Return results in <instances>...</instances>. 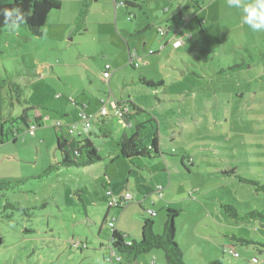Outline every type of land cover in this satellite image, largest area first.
I'll return each mask as SVG.
<instances>
[{
  "label": "rangeland",
  "instance_id": "obj_1",
  "mask_svg": "<svg viewBox=\"0 0 264 264\" xmlns=\"http://www.w3.org/2000/svg\"><path fill=\"white\" fill-rule=\"evenodd\" d=\"M80 2L86 4V15L77 21ZM61 4L48 14L39 36L21 25L0 31V180L29 178L20 189L0 196V264H165L161 249L135 258L118 253L121 263L114 256L110 260L111 230L105 226L98 233V228L103 218L117 216V229L138 240L148 217L155 234H161L166 208L179 211L174 241L185 264L212 259L264 264V194L250 183L264 185V32L253 33L237 9L234 18L227 0H211L208 12L198 16L204 20L201 33L192 16L198 9L190 3V38L178 49L171 44L160 49L144 40L146 33H137L148 20L139 11L129 21L114 0ZM150 33L157 35L154 26ZM127 42L142 55L136 69L127 63ZM149 48L155 54L148 56ZM105 63L112 65L109 86L99 78ZM138 75L154 86L138 82ZM12 82L42 115L33 135L21 123L9 122L22 107L10 91ZM110 92L118 99L130 95L156 118L162 155L114 158L113 139L128 128L107 104L112 136L92 138L102 160L38 178L59 158L54 123L70 124L78 116L71 98L84 102L94 120L101 97ZM147 112L136 119H149ZM90 130L97 133L95 123ZM128 178L134 186L129 203L107 210L104 183L116 195ZM6 202L27 211L8 209L12 213L6 218L1 214ZM227 204L241 216L253 211L263 216L234 219L221 208ZM239 237L251 243L241 244ZM229 247L239 256L223 252Z\"/></svg>",
  "mask_w": 264,
  "mask_h": 264
},
{
  "label": "trees",
  "instance_id": "obj_2",
  "mask_svg": "<svg viewBox=\"0 0 264 264\" xmlns=\"http://www.w3.org/2000/svg\"><path fill=\"white\" fill-rule=\"evenodd\" d=\"M133 1L134 0H132L131 2L124 1V3L125 5H134ZM192 1L194 3H197V0ZM61 5V0H0V31L11 29L12 20L15 19V16H13L6 21L4 12L6 10L18 8L23 14L24 20L23 22H17L16 26H24L29 34L39 36L42 33V27L46 23L48 14L51 11L60 9ZM85 10L86 4L83 3L81 6V10L77 14V21H79V18H82V20L83 18H85ZM128 64L133 69H136L131 63ZM138 81L141 84L146 85L147 87L154 86L152 84V81L147 80L146 78H141V76H138ZM159 84H161V82H159ZM10 91L13 93V96L16 97V101L22 105L21 112L17 115V117H10L11 119L9 118L10 124H13V122H15L16 125L21 123L27 129L29 128V123L31 122L36 126H40L41 117L34 114V109H36L34 105L30 104L27 99L21 98L22 88L18 84L12 82L10 83ZM129 106L136 112L142 110L134 103H130ZM128 118L129 117L126 116L123 118V120L127 121ZM4 123L5 121L1 122L2 135L4 134ZM141 127L143 126H137L132 135L127 136L123 134L115 140V143L118 147L117 156L130 160L133 157H144L151 159L158 158L162 155L159 147V137L156 129L150 134L143 136L140 132ZM53 130L56 138L55 149L59 154V158L55 163L49 164L47 168L43 170L42 174L38 176V178L48 176L50 173L57 172L60 169L84 168L102 160L97 152V149L94 147L90 139H79L75 136H72L67 132L66 129H63V126H53ZM16 131H19V127L16 128ZM105 131H108V127L104 128L102 134H104ZM187 160L190 161L189 157H187ZM187 172L189 171L187 170ZM238 176L240 179H242L240 175H237V177ZM28 179L29 178L0 180V196L5 195L8 191L20 189L21 186L28 181ZM250 183L256 185V189L264 194V185L259 184V182H257L256 180H250ZM106 191L109 192L105 193L109 197L110 201L112 197L118 198L115 205L109 203V205L107 206V210L111 207L122 209L129 203V201L122 200L120 196L125 192L130 191L124 190L121 194L116 195L112 194L109 188H107ZM79 200L82 202L80 198ZM221 208L227 216L233 217L234 219H248L250 217H255L258 215L263 216L262 213H259L257 211H253L248 213V215L241 216L238 214L235 207L230 204L221 205ZM8 209H11V211L22 209V211L24 212L27 211V208H23L21 206H16L10 202H6L2 206L1 210V214L6 218H10L12 213L7 212ZM178 212V210L166 208V217L161 234H155V232L153 231L152 220L148 217H145L140 225V238L138 240H129L127 239V234H124L122 231H119L117 229V216H112L108 220L103 218L99 225L98 233H100L105 226L111 230L106 248L110 251V253L113 252L112 256L120 258V263L121 257L118 256V253H126L127 257L133 255V257L135 258L136 256L147 253L153 249H161L164 253L165 264H185L182 258V250L174 241V219L178 215ZM112 219H114L113 227L110 228L108 222H110ZM239 240L241 241V244L251 243V240H247L244 237H239ZM223 252L229 253L227 249H225ZM110 260H112V258H110ZM209 264L223 263L220 259H212L210 260Z\"/></svg>",
  "mask_w": 264,
  "mask_h": 264
},
{
  "label": "crops",
  "instance_id": "obj_3",
  "mask_svg": "<svg viewBox=\"0 0 264 264\" xmlns=\"http://www.w3.org/2000/svg\"><path fill=\"white\" fill-rule=\"evenodd\" d=\"M121 1L131 2L132 0H114V3L117 4V6L122 7L126 10L127 16L132 15V17H133L134 14L136 13V11H139V12L145 14V17H147L148 20H146V22H144L142 25H140L138 27L137 33L140 32V35L142 33L143 34L146 33L148 36L144 35V40L151 41L153 44H158L161 47L160 49L164 48L166 44H171L173 46V42H175L176 40H180V45L178 47L173 46L174 48L178 49V48H180L186 44V42L188 41L187 37L190 38V35H188L189 30H190V27H189L190 19H188L186 17L188 14H192V11H194L190 3H193L198 9V11H196V10L194 11L192 16H194V18L197 19L199 27L201 29V33L204 31V29L201 28L200 23H204V20H202L200 22V20L198 19V16H200V12H202L204 10H207V12H208L209 8L211 7V5H210L211 0H197V3H194L192 0H149V2H147L146 0H134L133 1L134 5H125V3L120 4ZM80 4L82 6L83 3L80 2ZM153 6H154V8H153ZM165 8H167V9L165 10ZM80 9H81V7H80ZM80 9H78L77 13L79 12ZM148 11H150V12L148 13ZM232 12H229L228 14H230ZM237 14H238V12H236L234 9V12H233V15L235 16L234 18H236ZM131 20H132V18H131ZM131 20H129V21H131ZM218 21H219V18L215 20V22H217V23H218ZM153 26L155 27L157 35H155V33L153 35L150 33L151 28ZM158 28H162L164 30V33L160 34L158 32ZM125 40L128 41L129 39H125ZM129 41H131V40H129ZM145 44H146V41H143L142 45L145 46ZM150 50H152V49L149 48V51ZM149 51H148V53H149ZM130 53H135L138 56L139 60H142L141 59L142 55L137 54L133 49L131 50V48L129 47L128 42H127V51L125 52V55L127 57V63H129ZM153 54H155L154 50L152 51V54L149 53L148 56H151ZM145 63L147 65L150 64L148 61H146ZM105 64H110V66L112 68L111 63H105ZM104 65L102 66V71L104 70ZM138 76H141L142 78H146L147 80L151 81V79H148L147 77H145L143 75H138ZM138 76H137V79H138ZM111 77H112V72H110V77L108 78V81L103 80L101 73H100L99 78L104 83H106L107 86H109ZM161 84H163V83L161 82ZM71 100L73 102H75L76 106L79 107L78 116L76 118L77 121L75 120V122H78L80 120V118H78L80 113L91 114V113H88L85 111V107H87V105H84V102H82L80 99L71 98ZM120 101H122V103H120ZM115 102L119 103V105H123L125 103L126 104L134 103L139 108L142 109L139 112H136L134 109H132L133 113L131 111V114L128 115L129 118L127 119V121L121 120L124 124L123 128H128V130L123 131V133L121 135H123V134H125L127 136L132 135L137 126L138 127L143 126V127H141L142 129L140 128V130H141L140 132L142 133L143 136L147 135L146 132L155 131V129H156L157 134H158V121L156 120V118L149 115L148 112L146 111V109L142 106V104L139 103V101L131 98L130 95H126V97H120V99H118L117 97H115L114 93L110 92L109 95H107L106 97H101V99L99 101V104H100L99 109L102 105H105L107 107V104H112ZM99 109H98V114H99ZM144 111L147 112V114L149 115V119L141 120V121L137 120L136 119L137 116H139ZM34 114L40 116L41 122H42V115L40 114V112H38L37 108L34 109ZM109 119H110V116H109V111H108V115L106 117H101V118H99L98 121L92 122V124L95 123L97 126V133H94L93 131L90 130V128L92 127V124H91V127L88 128L87 131H85V129H84L79 135H76V137L79 139H86V138L90 139L92 144H93L92 138L95 136H101V137H103V139L107 140L108 138H110L112 136L110 126H108V120ZM58 122L60 123V125L63 126V129L65 130L68 124L63 123L61 121H56L53 126H57L56 124ZM148 124H149V127H148ZM36 127H39V126H36ZM106 127H108V131H105V133L102 134V131ZM54 136H55V134H54ZM117 138L118 137H115L113 140H116ZM94 147L97 149V147L95 145H94ZM116 148H117V145H116ZM97 152H98V150H97ZM113 152L115 154L113 156H114V158H116L118 151H113ZM111 160H114V159L111 157ZM132 171H134V170H131L130 173ZM103 187H105V189H107L110 186H108V184L104 183ZM132 187L134 188L132 179L128 178L126 180V184L124 187L125 189H123V191L124 190L129 191L132 189ZM123 191L119 192L118 194H121ZM79 198L81 199V197H79ZM109 209L110 208H108V210ZM116 226H117V224H116Z\"/></svg>",
  "mask_w": 264,
  "mask_h": 264
},
{
  "label": "built area",
  "instance_id": "obj_4",
  "mask_svg": "<svg viewBox=\"0 0 264 264\" xmlns=\"http://www.w3.org/2000/svg\"><path fill=\"white\" fill-rule=\"evenodd\" d=\"M124 2L121 1L120 4H123ZM167 8H165L166 10ZM132 15H128L127 19L131 20ZM158 32L160 34L164 33V30L162 28H158ZM180 45V40H176L175 42H173V46L174 47H178ZM161 48V47H160ZM149 53H152V50L149 51ZM139 58L135 53H130V57H129V63H131L135 68H137L139 66V62H138ZM110 70H111V66L110 64H105L104 65V70L101 72L102 78L105 81H108V78L110 77ZM112 106L114 108V117L123 120L124 117L128 116L129 114H131V111L133 113V110L131 109V107L129 106V104H123V105H119V103L115 102L112 103ZM108 115V109L105 105H102L99 109V115L97 116L96 119L92 120V116L91 114H86V113H80L79 114V118L80 120L78 122H73L67 125L66 130L67 132L72 135L75 136L79 135L84 129H86V126L91 125L92 121H98L99 118L107 116ZM57 126H62L60 125V123L58 122L56 124ZM32 128H28L27 130L29 131L30 135L34 134L33 128L36 127L35 124H32ZM88 129V128H87ZM160 188V187H159ZM158 188V189H159ZM106 193H109L108 191H106ZM132 195L129 192H125L124 194H122L120 196V198H122V200L124 201H129L131 199ZM117 199L116 197H112L110 204L115 205L117 203ZM113 222L114 219H112L110 222H108V225L110 228L113 227ZM229 253H231L233 256L237 257L238 253L233 250L232 248H228L227 249ZM113 252L111 253V258H112ZM116 259L119 261L120 258L116 257ZM252 262H257V258L252 257L251 258Z\"/></svg>",
  "mask_w": 264,
  "mask_h": 264
},
{
  "label": "clouds",
  "instance_id": "obj_5",
  "mask_svg": "<svg viewBox=\"0 0 264 264\" xmlns=\"http://www.w3.org/2000/svg\"><path fill=\"white\" fill-rule=\"evenodd\" d=\"M229 8L239 10L240 18L243 24L253 32H264V0H227ZM6 21L15 16L11 27L14 29L17 22H23L24 16L18 8L6 10L4 12ZM91 125L86 126L90 128Z\"/></svg>",
  "mask_w": 264,
  "mask_h": 264
}]
</instances>
